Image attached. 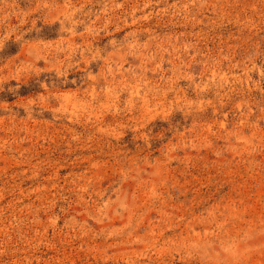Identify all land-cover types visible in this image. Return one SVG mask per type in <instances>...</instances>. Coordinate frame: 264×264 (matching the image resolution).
<instances>
[{"label":"rangeland","instance_id":"1","mask_svg":"<svg viewBox=\"0 0 264 264\" xmlns=\"http://www.w3.org/2000/svg\"><path fill=\"white\" fill-rule=\"evenodd\" d=\"M0 264H264V0H0Z\"/></svg>","mask_w":264,"mask_h":264}]
</instances>
